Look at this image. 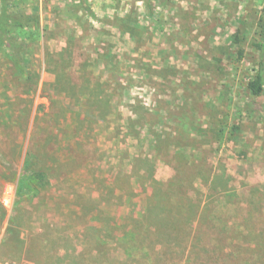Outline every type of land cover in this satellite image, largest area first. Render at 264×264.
Listing matches in <instances>:
<instances>
[{
  "label": "rangeland",
  "instance_id": "1",
  "mask_svg": "<svg viewBox=\"0 0 264 264\" xmlns=\"http://www.w3.org/2000/svg\"><path fill=\"white\" fill-rule=\"evenodd\" d=\"M15 6L39 36L33 81L0 50V264H264L247 237L264 234V93L247 89L264 0ZM224 172L232 193L212 194L202 178ZM156 182L175 227L144 217Z\"/></svg>",
  "mask_w": 264,
  "mask_h": 264
},
{
  "label": "trees",
  "instance_id": "2",
  "mask_svg": "<svg viewBox=\"0 0 264 264\" xmlns=\"http://www.w3.org/2000/svg\"><path fill=\"white\" fill-rule=\"evenodd\" d=\"M16 0H0V50H4L7 52V57L9 62H11L13 69L16 73H18L20 76L25 77L27 80L33 81V77L30 73H28L27 65H28V42H34L32 41L33 37L39 36L38 28H39V18L35 14L28 13L26 11L18 10L15 6ZM148 8L151 7L150 3L147 2ZM125 26L123 29L124 31L131 32L130 29ZM259 36L261 38L260 42L255 44L256 50L259 53V64L258 69L255 74V76L247 83V89L249 93L254 97H260L264 93V10L262 11V14L260 16L259 20ZM234 41L237 44H242L243 39L240 38L237 34L234 37ZM217 122V119H216ZM216 125V130L220 127ZM222 125V124H221ZM185 138L184 134L180 132V138ZM204 174H202L201 178ZM205 183H209V190L212 192V194L215 195H228V193H232V188L230 187V178L226 175V172H224L222 175H217L216 177L212 178L209 175H206L202 178ZM212 179V180H211ZM211 180V182H210ZM158 184V187L154 188V195L153 198L156 199L155 203L154 201L150 202V205L147 208V213L145 214V219L151 218H159L161 217L158 215V212L156 211L159 209L160 205L163 207H169L170 209H174L175 204L173 202V196L171 195L173 193V189L168 188L164 189V184H161L159 182H156ZM185 200L187 203H180L178 204L177 210L185 211L188 210V212H191V216L185 218H181L178 223H181V225L186 226L189 228L190 232L187 234V237H191L193 226H194V220L197 219V216L199 214L200 205L195 200H192L191 197L186 193L183 194ZM164 201L166 203H164ZM154 203V204H153ZM154 205V206H153ZM187 205V206H186ZM163 207L160 208L161 212H163ZM156 219L157 221H160L159 219ZM163 223L160 222V227L169 228V226L175 227L174 224H176L173 218H162ZM172 220V221H171ZM203 220V218L201 219ZM205 222V220H204ZM208 223V227L215 226L214 219L211 218V216H207L206 223ZM179 225L176 227L178 228ZM229 230L231 228H228L227 225L222 229L220 233L228 234ZM254 235V233H251ZM251 234H248V238L250 239L249 242H251V245L254 246V250L257 248V251H263L264 252V234H260L259 236H252ZM220 237L225 238L226 240H231L232 243L237 241V238H227L228 236L221 235Z\"/></svg>",
  "mask_w": 264,
  "mask_h": 264
},
{
  "label": "built area",
  "instance_id": "3",
  "mask_svg": "<svg viewBox=\"0 0 264 264\" xmlns=\"http://www.w3.org/2000/svg\"><path fill=\"white\" fill-rule=\"evenodd\" d=\"M8 202H9V198L8 197H4L3 200H2L3 205L7 206Z\"/></svg>",
  "mask_w": 264,
  "mask_h": 264
}]
</instances>
